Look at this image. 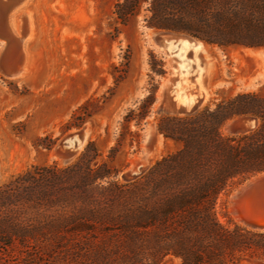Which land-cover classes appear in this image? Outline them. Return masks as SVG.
Returning <instances> with one entry per match:
<instances>
[{
	"label": "trees",
	"instance_id": "obj_1",
	"mask_svg": "<svg viewBox=\"0 0 264 264\" xmlns=\"http://www.w3.org/2000/svg\"><path fill=\"white\" fill-rule=\"evenodd\" d=\"M112 13L117 33L143 15L150 28L190 33L209 45L264 48V0H117ZM151 57L152 69L164 74ZM155 90L141 103L137 125ZM93 100L73 124L94 115ZM241 115L257 117L258 126L224 131ZM135 117L133 109L125 115L105 159L90 141L68 165L34 164L0 183V264H163L167 256L180 264H264V230L224 222L218 209L234 186L264 172V93L239 92L193 115L162 116L158 130L175 149L120 182L113 162L127 135L138 142L129 129Z\"/></svg>",
	"mask_w": 264,
	"mask_h": 264
},
{
	"label": "rangeland",
	"instance_id": "obj_2",
	"mask_svg": "<svg viewBox=\"0 0 264 264\" xmlns=\"http://www.w3.org/2000/svg\"><path fill=\"white\" fill-rule=\"evenodd\" d=\"M116 1L27 0L22 5V10L30 13L34 27L25 42L32 69L29 79L9 78L0 71V183L34 164L64 166L56 151L58 143L84 124L89 128L85 147L96 141L101 158H107L120 136L125 115L132 109L136 117L130 121L129 129L139 133L138 142L131 144L127 135L113 163L119 169L120 182L138 178L175 149L174 142L158 130V122L164 115L178 114L153 111L164 80L172 79L175 83L183 75L197 79L198 72L207 71L203 73V84L208 100L202 109L239 92L264 93V48L224 49L204 43L194 59L193 46L181 47L175 43L176 48L168 53L150 40V33L156 28L146 26L143 15L117 33L110 25ZM3 42H0V58ZM151 55L162 64L164 74L152 69ZM6 61L11 66L16 64ZM207 62L209 69L202 67ZM191 63L197 65L189 71ZM120 75L125 78L117 81ZM154 85V101L137 125L141 103ZM90 98L94 100L89 108L95 113L76 126L73 116ZM50 143L51 148H46ZM146 149L148 163L142 171L134 177H124L122 173L130 165L143 160ZM242 183L220 201L219 215L224 222L229 217L233 220L229 195ZM163 264H180V259L167 256Z\"/></svg>",
	"mask_w": 264,
	"mask_h": 264
},
{
	"label": "bare ground",
	"instance_id": "obj_3",
	"mask_svg": "<svg viewBox=\"0 0 264 264\" xmlns=\"http://www.w3.org/2000/svg\"><path fill=\"white\" fill-rule=\"evenodd\" d=\"M26 2L27 0H22L12 13L11 24L13 28V34L11 35L10 39L8 41L0 39V42L5 41L3 42L5 44V47H3L4 50L0 58V71L6 77L9 78L22 77L25 79H29L30 71L32 69L27 52L25 51V42L27 38L31 35V33L34 31V27L31 22L30 13L26 10H22V5ZM150 37L156 45L167 49L168 53H171L176 48L173 47L175 43H178L179 45H181V47H187V44L193 46L194 48L192 49L193 51L191 56H193L194 59H196V52L198 50H202L204 44V42H200L189 36L166 32L158 28L154 29L150 33ZM7 59L13 61L14 64H16L14 66H11L10 64H8L9 62L6 61ZM189 65H191V67L188 69L190 71L192 68L196 67L197 63H191ZM202 67L209 69L210 63L207 62L206 66L202 65ZM184 69L186 68L184 67ZM184 69H182L181 71L183 72ZM204 72H198L196 76L197 79L193 76L186 77L185 75H183L181 78L178 77L175 83L172 81V79L164 80L159 90V98H161L162 103L156 106V112H166L169 114H187L183 112L180 113L179 110L181 109L185 111H190L194 107H197L200 111L208 100L207 89L203 84ZM190 78L191 80H189ZM192 82L195 83V85H191ZM184 84L187 85L184 86ZM172 103L174 106L172 105ZM235 121L236 120H230L227 125H225V130L227 132H229L230 125H232L233 128V122ZM85 128L86 136L82 141L78 139V148L76 150V153H81V151L85 147V142L89 134L88 126L85 125ZM152 130L153 127L151 126L149 128V135L151 134ZM74 142L75 141L72 140L71 145H74ZM148 155L149 152L146 149V152L142 157L143 160L140 162L138 161L135 165L133 164L131 169L136 168L141 162H143V166L147 164ZM58 156L60 164L66 165L67 163L64 162L63 155L58 153ZM126 172H128V169L124 171L122 175L124 176Z\"/></svg>",
	"mask_w": 264,
	"mask_h": 264
},
{
	"label": "water",
	"instance_id": "obj_4",
	"mask_svg": "<svg viewBox=\"0 0 264 264\" xmlns=\"http://www.w3.org/2000/svg\"><path fill=\"white\" fill-rule=\"evenodd\" d=\"M21 1L22 0H0V39L8 41L11 35L13 34L11 16ZM160 30L177 33V34H183L191 38H194L200 42H204L203 40L193 36L190 33L175 32L167 29H160ZM150 40L152 41L151 37ZM161 85L158 91L160 90ZM160 103H162V100L157 95L156 102L153 106V111L155 110L156 106ZM179 111L180 113L183 112L187 114H178V115H193L200 112L201 110L199 111L197 107H194L190 111H185L181 109ZM231 120H236L235 122H233V128L232 125L229 126V132L234 134L251 131L254 128H256L259 124V119L253 115H241ZM85 136H86V128L84 124L81 128L67 134L58 143V147L56 151L57 153L63 155L64 162L67 163V165L75 161L78 158V156L81 154L79 152L76 153V150L78 148V139L82 141L84 140ZM146 136H147V131H146L145 139ZM72 140L75 141L74 145H71ZM131 167L132 165H130L127 168L128 172H126V174L124 175L125 177L126 176L134 177L137 174H139L142 171L143 162H141L136 168L131 169ZM229 207L231 208L230 212L233 215V221L235 223L250 230L263 231L264 230V172L258 173L252 176L251 178H249L248 180H246L245 182H243L242 184L238 185L229 195Z\"/></svg>",
	"mask_w": 264,
	"mask_h": 264
}]
</instances>
